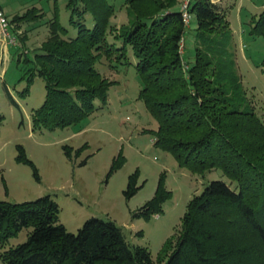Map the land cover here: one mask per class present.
I'll list each match as a JSON object with an SVG mask.
<instances>
[{"label": "trees", "instance_id": "obj_1", "mask_svg": "<svg viewBox=\"0 0 264 264\" xmlns=\"http://www.w3.org/2000/svg\"><path fill=\"white\" fill-rule=\"evenodd\" d=\"M105 1L68 0L69 24L76 34L69 35L54 14L49 37L34 51L35 62L19 54L18 61L33 64L20 79L26 80L20 97L36 77L44 82L43 103L31 117L33 129L74 126L96 109V102L106 104L115 82L103 76L102 59L110 71L133 66L143 79L139 97L157 123L151 131L154 146L171 153L192 173L216 169L236 184L232 189L223 181H211L194 195L177 238L164 243L157 260L264 264V126L247 106L241 83L234 77L227 80L230 62L214 47L213 36L229 29L223 8L211 0H188L187 11L203 36L189 63L181 54L185 25L182 11L175 10L176 0H128L131 22L119 29L113 43L106 37L113 9ZM86 13L93 16L91 28L85 24ZM42 19V11L32 8L9 22L35 24ZM253 24L252 32L264 38V11ZM16 39L22 48L23 41ZM85 147L75 150V156ZM63 151L71 158V148ZM17 152L16 161L28 165L38 181L24 149L17 146ZM85 164L86 160L79 166ZM121 165L118 155L107 177ZM137 177V171L129 176L125 198L139 189ZM169 196L160 177L152 199L132 218L161 212ZM59 212L50 196L23 203L0 201V259L5 264H153L147 249L129 244L114 222L90 218L74 234L59 222ZM23 230L28 231L26 240L5 248Z\"/></svg>", "mask_w": 264, "mask_h": 264}, {"label": "rangeland", "instance_id": "obj_2", "mask_svg": "<svg viewBox=\"0 0 264 264\" xmlns=\"http://www.w3.org/2000/svg\"><path fill=\"white\" fill-rule=\"evenodd\" d=\"M127 1L104 2L113 9L106 32L109 43L115 41L120 28L131 22ZM67 2L0 0L9 21L32 8L43 13V19L35 24H14L17 38L23 41L22 48L10 46L5 51L0 48V201L23 203L50 196L59 207V222L68 232L75 234L90 218L110 220L121 229L129 244L146 248L153 264H160L157 258L164 243L177 238L189 200L211 181H223L232 189L236 184H230L216 169L192 173L180 167L171 153L154 146L151 131L157 123L139 97L143 79L133 66L110 71L102 59L103 76L115 82L108 90L106 104L96 102V109L74 126L55 131L33 129L31 117L43 103L44 82L36 77L25 97H20L26 88V80L20 79L35 62L34 51L49 37L48 23L54 14L69 35L76 34L69 24ZM186 2L176 0L175 10L182 11ZM220 7L229 29L213 36L214 47L223 60L230 62L227 80L234 77L241 83L247 106L253 108L264 126V38L251 29L264 11V0H221ZM92 18L85 14L88 28L94 24ZM197 28L194 15H190L181 53L189 63L194 59L195 48L201 46L203 36ZM114 46L118 47V42ZM22 53H26L31 63L25 64L23 58L18 61ZM8 93L18 107L11 104ZM85 144L75 156L74 151ZM17 146L24 149L36 167L38 181L28 165L16 161ZM65 146L73 150L69 159L64 155ZM118 155L122 157V165L107 177ZM84 160L86 164L79 166ZM135 171L139 189L127 199L123 193ZM160 177L170 192L161 212L133 219L132 215L154 196ZM27 233V230L20 232L5 248L24 242ZM0 264L5 263L0 259Z\"/></svg>", "mask_w": 264, "mask_h": 264}, {"label": "built area", "instance_id": "obj_3", "mask_svg": "<svg viewBox=\"0 0 264 264\" xmlns=\"http://www.w3.org/2000/svg\"><path fill=\"white\" fill-rule=\"evenodd\" d=\"M182 8L183 21L186 26L190 19V14L187 11L188 2H186ZM16 31H14V25L9 22L8 17L2 10L0 5V48L5 51L10 46H16ZM182 52V51H181Z\"/></svg>", "mask_w": 264, "mask_h": 264}, {"label": "crops", "instance_id": "obj_4", "mask_svg": "<svg viewBox=\"0 0 264 264\" xmlns=\"http://www.w3.org/2000/svg\"><path fill=\"white\" fill-rule=\"evenodd\" d=\"M213 3H215V4H217V5H219L220 6V3H221V0H211ZM1 5V7H2V9H4L3 8V6H2V4H0ZM222 6V5H221Z\"/></svg>", "mask_w": 264, "mask_h": 264}]
</instances>
